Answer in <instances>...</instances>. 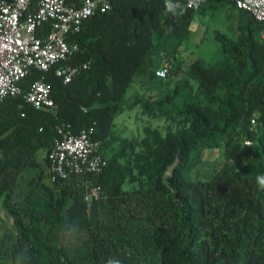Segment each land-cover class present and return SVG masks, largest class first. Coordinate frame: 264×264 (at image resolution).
<instances>
[{"label":"trees","instance_id":"trees-1","mask_svg":"<svg viewBox=\"0 0 264 264\" xmlns=\"http://www.w3.org/2000/svg\"><path fill=\"white\" fill-rule=\"evenodd\" d=\"M108 1L67 35L78 52L22 81L23 92L49 84L54 109L22 96L0 102V208L11 221L0 264H264V23L237 9L238 36L215 34L223 57L186 62L179 44L210 0L198 10L174 0L182 14L167 12L166 0ZM166 63L168 76L157 78ZM65 66L79 67L67 84L55 75ZM136 77L154 94L132 96L127 107L141 104L151 122L129 138L114 119ZM83 130L106 167L52 181L48 155L60 131ZM218 138L222 162L207 179H191ZM87 187L101 189L89 209Z\"/></svg>","mask_w":264,"mask_h":264},{"label":"built area","instance_id":"built-area-1","mask_svg":"<svg viewBox=\"0 0 264 264\" xmlns=\"http://www.w3.org/2000/svg\"><path fill=\"white\" fill-rule=\"evenodd\" d=\"M207 0H185L187 9L198 10ZM238 10L249 13L257 23H264V0H226ZM110 8L108 0H82L81 4L66 0H0V102L22 96L34 109L52 110L50 85L43 79L35 81L23 92L21 83L32 71L47 72L58 63L78 52L76 44H69L66 37L77 32L82 22ZM49 24V32L42 36L38 29ZM264 39V32L260 35ZM83 69L86 65L81 66ZM79 67L65 66L55 70L64 84L69 83ZM169 64L155 72L164 79L169 74ZM251 124L254 121L251 120ZM61 140L56 142L48 155L51 180H64L82 172L100 174L106 160L96 154L93 144L84 130L78 134L60 131ZM100 187H87L84 201L90 208L92 200L100 198Z\"/></svg>","mask_w":264,"mask_h":264},{"label":"rangeland","instance_id":"rangeland-1","mask_svg":"<svg viewBox=\"0 0 264 264\" xmlns=\"http://www.w3.org/2000/svg\"><path fill=\"white\" fill-rule=\"evenodd\" d=\"M210 17L211 12L208 11L207 13L201 15L200 21L202 23H197L196 21L198 20L196 19L193 24H191L188 36L179 44V52L181 53L179 56L181 59H186V62H189L194 58H201L207 63H213L223 57L220 45L212 39L210 31L211 25L209 23ZM179 77L176 76V74H172L169 79L176 80V78H178L176 80L178 81L180 80ZM150 88V85L147 86L142 83L141 78L136 77L133 79L124 98V110L114 119V128L117 132H121V135L129 138L136 137L141 134L142 128L151 122L150 118L139 115V112L141 111V104L127 107L132 96L147 98L148 96L154 94V90ZM215 143L217 147L204 151L202 161L197 163L192 168L190 171L191 179H195L196 177L207 179L213 168L222 162L223 141L218 138L215 140ZM10 230L11 221L7 218L5 212L0 208V235L5 232H10Z\"/></svg>","mask_w":264,"mask_h":264},{"label":"crops","instance_id":"crops-1","mask_svg":"<svg viewBox=\"0 0 264 264\" xmlns=\"http://www.w3.org/2000/svg\"><path fill=\"white\" fill-rule=\"evenodd\" d=\"M208 11L211 12L209 23L211 25L210 31L212 39L217 44L219 43L215 39L216 33L223 34L229 39H235L238 36L240 33V27L242 26V21L239 16L240 13L232 5L226 4L222 0H210L201 10L195 12L191 24H193L196 19L198 20L196 22L200 23L201 15Z\"/></svg>","mask_w":264,"mask_h":264},{"label":"clouds","instance_id":"clouds-1","mask_svg":"<svg viewBox=\"0 0 264 264\" xmlns=\"http://www.w3.org/2000/svg\"><path fill=\"white\" fill-rule=\"evenodd\" d=\"M165 8L167 12L173 13V14H182L183 9L179 2H174V0H166L165 2ZM177 10H180L178 13ZM257 183L261 188H264V175H260L257 177ZM107 264H120L119 259L110 258L107 261Z\"/></svg>","mask_w":264,"mask_h":264},{"label":"water","instance_id":"water-1","mask_svg":"<svg viewBox=\"0 0 264 264\" xmlns=\"http://www.w3.org/2000/svg\"><path fill=\"white\" fill-rule=\"evenodd\" d=\"M177 164H178V159H176L174 161V163L167 169L166 176H168V177H171L172 176L173 170L177 166Z\"/></svg>","mask_w":264,"mask_h":264}]
</instances>
